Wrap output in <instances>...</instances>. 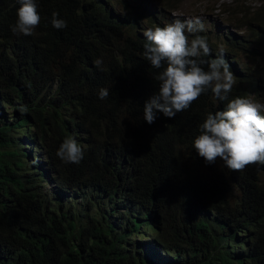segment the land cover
Returning <instances> with one entry per match:
<instances>
[{"label": "trees", "instance_id": "16d2710c", "mask_svg": "<svg viewBox=\"0 0 264 264\" xmlns=\"http://www.w3.org/2000/svg\"><path fill=\"white\" fill-rule=\"evenodd\" d=\"M36 3L40 23L23 35L12 31L19 0H0V264H264V165L231 171L193 147L226 102L208 91L174 118H143L160 71L143 32L174 22L184 0ZM222 11L230 28L205 27L203 59L223 49L229 99L255 88L264 104V0ZM70 136L78 164L56 155ZM70 190L84 198L66 203Z\"/></svg>", "mask_w": 264, "mask_h": 264}, {"label": "clouds", "instance_id": "9594fccd", "mask_svg": "<svg viewBox=\"0 0 264 264\" xmlns=\"http://www.w3.org/2000/svg\"><path fill=\"white\" fill-rule=\"evenodd\" d=\"M19 3L12 31L32 35L41 20L36 0H19ZM176 12L174 22L164 27H149L143 32L146 38L143 57L160 70L155 77L158 89L143 107L144 120L152 124L157 113L174 118L178 112L189 109L200 95L211 91L218 101L226 104L223 109L207 113L199 125V134L193 140L198 155L207 164H214L220 158L231 171H243L252 164L264 165V116L261 114L264 104L254 101L256 89L248 90L246 97L229 99L236 81L224 59L223 49L216 58L204 60L203 57L212 54V49L207 38L200 35L205 31L201 17L181 20ZM51 24L56 29L67 27L66 20L56 12L52 13ZM95 63L99 66L102 61ZM98 96L106 99L109 90L101 88ZM56 155L65 163L78 164L84 156V147L70 136L60 144Z\"/></svg>", "mask_w": 264, "mask_h": 264}, {"label": "rangeland", "instance_id": "374dc122", "mask_svg": "<svg viewBox=\"0 0 264 264\" xmlns=\"http://www.w3.org/2000/svg\"><path fill=\"white\" fill-rule=\"evenodd\" d=\"M230 1L231 0H184L183 9L178 10L176 14L181 15L183 18L200 16L205 27L209 28L211 33L217 31L224 32L226 29L230 28V26L222 20L225 17L222 7L223 5L225 7V3ZM262 115L264 116V112H262ZM45 189L50 193L52 191V184L45 186ZM56 191L62 193L61 189L55 186V192ZM61 197L66 203L76 202V199L84 198V196L76 190H70L66 192V195H62ZM78 201H80V199ZM132 237V240L137 239L135 236Z\"/></svg>", "mask_w": 264, "mask_h": 264}]
</instances>
